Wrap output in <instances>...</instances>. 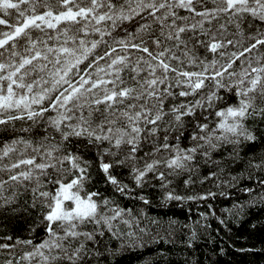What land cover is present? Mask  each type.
<instances>
[{
  "label": "snow or ice",
  "instance_id": "obj_1",
  "mask_svg": "<svg viewBox=\"0 0 264 264\" xmlns=\"http://www.w3.org/2000/svg\"><path fill=\"white\" fill-rule=\"evenodd\" d=\"M254 208L264 0H0V264H212L209 217Z\"/></svg>",
  "mask_w": 264,
  "mask_h": 264
},
{
  "label": "trees",
  "instance_id": "obj_2",
  "mask_svg": "<svg viewBox=\"0 0 264 264\" xmlns=\"http://www.w3.org/2000/svg\"><path fill=\"white\" fill-rule=\"evenodd\" d=\"M228 191H231L229 189ZM235 195L240 199L246 198L244 195L236 192ZM213 204L216 206L215 210L219 215V208L227 204L230 206L231 202L226 197L217 195L215 198H209L207 201H189L183 204H175L171 208L156 209L157 211L168 212L169 215H175L183 220L189 214L192 219H198L200 212H209L207 205ZM264 222V209H251L249 214L245 216L240 223L229 222L231 232H227L222 225L209 217L207 223L210 225L208 233L205 234V239L201 242V259L209 257L212 264H264V255L253 254L239 251L240 248L261 247V240L264 239V228L261 223ZM203 224L204 221H201ZM252 223H256L257 229L255 232L250 228ZM28 224L24 219L11 220L7 222V230L12 234H23L24 229ZM219 229V230H218ZM3 228H0V235L4 233ZM223 247L224 251L221 253L219 249ZM140 255L138 253H126L118 255L115 258L114 264H138Z\"/></svg>",
  "mask_w": 264,
  "mask_h": 264
}]
</instances>
